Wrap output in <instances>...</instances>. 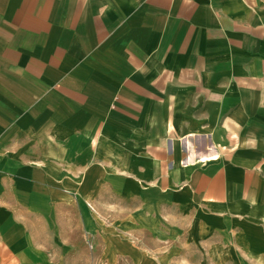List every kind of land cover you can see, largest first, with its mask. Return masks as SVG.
Returning <instances> with one entry per match:
<instances>
[{
	"label": "crops",
	"instance_id": "obj_1",
	"mask_svg": "<svg viewBox=\"0 0 264 264\" xmlns=\"http://www.w3.org/2000/svg\"><path fill=\"white\" fill-rule=\"evenodd\" d=\"M104 188L153 229L264 208V0H0L4 261L66 192L103 242Z\"/></svg>",
	"mask_w": 264,
	"mask_h": 264
},
{
	"label": "rangeland",
	"instance_id": "obj_2",
	"mask_svg": "<svg viewBox=\"0 0 264 264\" xmlns=\"http://www.w3.org/2000/svg\"><path fill=\"white\" fill-rule=\"evenodd\" d=\"M66 193L67 205L49 215L44 236L35 238L39 254L20 262L0 254V264H264V208L256 202L252 210L237 206V212L221 214L219 222L207 214L187 221L173 207L172 227L153 229L144 226L138 198L104 188L103 195L88 198L104 227L103 242L99 236L96 243L86 237L77 199Z\"/></svg>",
	"mask_w": 264,
	"mask_h": 264
},
{
	"label": "bare ground",
	"instance_id": "obj_3",
	"mask_svg": "<svg viewBox=\"0 0 264 264\" xmlns=\"http://www.w3.org/2000/svg\"><path fill=\"white\" fill-rule=\"evenodd\" d=\"M216 149V148H215ZM198 157V156H197ZM193 159V158H192ZM206 161V160H205ZM186 162V161H185ZM188 163V162H187Z\"/></svg>",
	"mask_w": 264,
	"mask_h": 264
}]
</instances>
